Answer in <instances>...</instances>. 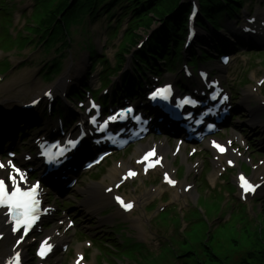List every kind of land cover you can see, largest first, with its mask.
Wrapping results in <instances>:
<instances>
[{
    "label": "rangeland",
    "instance_id": "374dc122",
    "mask_svg": "<svg viewBox=\"0 0 264 264\" xmlns=\"http://www.w3.org/2000/svg\"><path fill=\"white\" fill-rule=\"evenodd\" d=\"M18 1V0H17ZM23 3V7H25L27 10H23V13H26L28 15L30 13V9L33 7V0H20ZM188 1V0H187ZM192 1V0H189ZM11 3L12 1L9 0ZM259 3L249 5V3L244 5V9L242 10V14L239 16L240 21L243 23L244 20L250 15L249 9L253 12L252 15H256L258 20L257 24H260L261 21L264 20V7H260L258 5ZM254 17V16H253ZM116 20V19H115ZM125 23V22H124ZM119 22L117 23V25ZM23 23H19L17 19H14L13 26L14 28H17L18 30L21 29ZM111 22L108 21H99L94 25H85V28L81 30V28L77 26H73L72 28L76 29V31L73 33V38L71 45L69 47V50L66 51L63 61H62V75L57 79L60 80V78L65 77L66 75H69L71 82L69 85H73L78 80L83 79L84 75L88 74V68L90 67V58L88 54L85 52L84 46L91 44L94 45L96 49L99 50L100 53H103L104 56L108 61H110L112 64L114 63V54L117 51V46L119 45V40L122 37V35L125 33L126 30V23L122 25V28L117 30V38H115L112 42L109 41L111 36L113 35L114 29H116V24L111 25ZM237 25V24H236ZM110 26V27H109ZM225 30H223L220 33V36L217 37V43L219 45H222L220 42V38L222 36H230L232 34L233 30H236L239 27H230V23L227 22L225 24ZM13 32L12 30H10ZM139 36H142L144 34V31L140 30L138 32ZM203 36V33H201ZM234 34V33H233ZM233 39V38H232ZM249 41V40H246ZM109 43V44H108ZM254 46L246 47V48H238L236 52H239L241 55L235 57L236 65L242 66V71H244L245 78L247 79V82L243 85V87L239 90V93H245L252 87H255V83L259 76L264 73V61L258 56V55H250L249 53L254 52H264V41L260 42H253ZM213 44H211L207 39L201 44L197 45L199 48L207 50L209 53H213ZM196 47V44L195 46ZM106 50L102 52L104 49ZM15 51H5L6 55H3V57H8L10 60L11 66H15L16 70L8 73L7 75L3 76V80L0 81V98L3 97H10V98H16L19 99V96L21 97H27L31 98V93H41L46 87L54 84L48 82V78H44L42 75L40 76V70L42 68V62L46 60L43 56L41 57V53H34L26 52L22 55H19L20 57L17 58L14 54ZM185 52V50L183 51ZM3 53V52H2ZM27 53H29L27 55ZM185 55V54H184ZM187 56V54L185 55ZM102 56L100 58H103ZM44 58V59H43ZM24 59V60H23ZM19 62V65L17 63ZM214 63V62H213ZM88 64V65H87ZM21 65H23L21 67ZM209 65V64H207ZM213 64L211 63V66ZM101 71V68H98L96 74L90 79V82H95V87L99 85V80H97L96 76L98 72ZM87 76V75H86ZM235 77V76H233ZM12 81L13 84L11 85H5V83ZM80 84V83H78ZM77 84V85H78ZM7 88V89H6ZM10 94V95H9ZM253 99H249L248 102L250 103V108L253 109L258 106L256 101L264 102V98L261 96L258 97H252ZM60 110H64L66 112L65 117H69L67 113H69L68 110H70V107L67 104H60ZM248 111V110H247ZM68 120V118H67ZM240 124L242 125V122H245L246 131L248 132L249 138H256L259 137V142H254V145L251 144V147H253V151L249 152V156L253 153H258L260 156H264V153L256 150V148L261 147L264 144V111L261 110L259 107L257 108V113L253 115V118H251L250 114H243V119H239ZM255 123V124H254ZM25 137L28 133H30V130L24 132ZM13 135V132L8 136V140L11 139V136ZM32 138V135H31ZM258 139V138H257ZM249 141V139H247ZM246 140V141H247ZM247 141V142H248ZM250 142V141H249ZM1 149V147H0ZM249 151V150H248ZM264 159V158H263ZM263 159H260L259 156H255V159H252V164L254 166H257L255 169L256 173L262 172L261 175H264V162L261 165H258V161ZM246 169V168H245ZM246 173L248 174V171L246 169ZM225 180L228 179L231 182V189L234 182V174H225L224 176ZM165 196L166 199H171L173 201L174 205L178 203L179 207L181 209L186 208L187 206L185 203L187 202L184 198H179L177 191L173 189L165 190ZM235 199L238 200L239 203L242 205H248L249 206V212L248 214L252 218H257L259 214L263 213L264 209V192L259 193L255 197H251L248 201L242 202L238 198V194L236 193L233 196ZM138 200V208L136 207L134 211V219L137 220L138 218H143V228L145 235L147 238H142L137 233V227H132L130 225V228H133V234H131L129 237L134 239L135 241L144 243L148 245V249L151 252L158 253L159 254V245L162 242H168V239L170 236L174 235L173 228L164 229L160 228L164 226L165 224H174L175 226H178L181 223H188L192 224V226L189 227V229L186 232H183L182 235L187 239L188 243H195V239L200 237L202 232L204 230H209L210 225L212 222L217 218H225L229 215L231 212V208L229 206H222L218 207L219 201L216 202L213 206L212 199H207L206 197H201L198 201H195L194 203L187 204L189 208L186 212H184L183 215H180L179 210L177 207L172 206L165 211L159 213V217L156 221L152 222V218L154 217L156 212L149 213V215L143 214L141 212L142 208V201L143 198L141 195L137 197ZM248 206L246 207L248 209ZM225 208V209H224ZM243 208V207H242ZM241 208V209H242ZM220 209V210H219ZM223 214V215H222ZM74 216H76L77 222L79 223V227H82L85 233L90 234L91 232H98L103 230L108 231L111 229L112 220L108 219L106 222V226L99 222H93L95 219H87L84 221V218L82 217V213H73ZM110 214L109 216H111ZM158 215V214H157ZM151 222V224H150ZM223 222L221 220L215 221V223ZM260 222V221H258ZM155 228H160L159 230L154 229L151 225ZM229 224H222L223 227H220L219 232L212 231L213 233V239L211 240L210 244L211 246L216 245V239L222 238L223 231L228 227ZM126 226V225H124ZM264 227V225H263ZM126 228V227H125ZM128 233L127 229H122L117 232V234H120L122 232ZM157 232H161L166 234L164 238L157 237ZM215 232V233H214ZM155 233L153 236L152 234ZM112 236V234L110 233ZM176 236V234H175ZM94 238V237H92ZM185 244V246L188 245ZM95 253L91 255V261L89 264H95ZM127 262H125L126 264ZM28 264V259H27ZM163 264H174V260L172 258H169L165 263Z\"/></svg>",
    "mask_w": 264,
    "mask_h": 264
},
{
    "label": "trees",
    "instance_id": "16d2710c",
    "mask_svg": "<svg viewBox=\"0 0 264 264\" xmlns=\"http://www.w3.org/2000/svg\"><path fill=\"white\" fill-rule=\"evenodd\" d=\"M224 1L229 3L224 4ZM235 1L237 0H198L201 14L212 24L216 23L224 10L233 9L231 4ZM181 2L182 0H49L46 7L45 5L41 7L43 13L38 17L34 30L38 40L34 44L36 47L42 46L44 52H47L60 42L65 44L64 32L72 23H81L85 19L94 20L101 13L111 12L118 7L119 10H127L125 15L136 19L138 26L149 27L150 19L153 18L161 23V29L151 40L156 43L160 41L164 45L162 50L164 54L165 47H168L171 41H175V49H179L182 45L188 5ZM130 36L133 42L137 39L133 33ZM156 49V44H150L140 51L138 58L144 60L147 51ZM54 63H58L56 59L52 60L51 65L53 66ZM230 246L245 250L234 264H264V231H259L257 228L252 231L242 229L238 234L231 236L227 243L217 242L213 249L204 246L207 260L186 251L180 257L188 255L189 258L182 264H225L216 252H225Z\"/></svg>",
    "mask_w": 264,
    "mask_h": 264
},
{
    "label": "snow or ice",
    "instance_id": "6c2138e0",
    "mask_svg": "<svg viewBox=\"0 0 264 264\" xmlns=\"http://www.w3.org/2000/svg\"><path fill=\"white\" fill-rule=\"evenodd\" d=\"M170 92V87L159 89L153 93L151 99H160L166 101L169 99ZM213 99H215V96ZM181 104L195 106V101L185 98L183 101L177 102V106H180ZM127 112L131 113L132 109H127ZM121 115H124V113H121ZM110 119L114 120L115 118L112 117ZM91 122L93 124L96 123L95 119H93ZM69 143L72 147H75L77 141H70ZM213 146L219 148L220 151H223V148H220L219 145L214 144ZM145 159H147V157H145ZM5 167L10 169L7 177L10 181V185H7L5 180L0 178V208L7 209V215L10 217V222L15 225V227L12 229L14 232L19 231L20 228H23L24 233L27 234L34 221L38 218L37 211L40 203L38 199V185L32 186L28 189L23 188L21 185L27 183L26 174L20 169L16 168L11 162H9L7 165L0 164V169ZM129 175H135V173L130 172ZM240 179L242 181L240 186L245 192L253 189V186L244 181L243 177ZM168 183L171 184L174 182L168 180ZM9 187L11 188V191H9ZM117 202L120 203L125 209H130L132 207L131 204H124V202L120 200L119 197H117ZM50 248L51 246L47 245V242H44L41 245L38 255L43 258L46 249L50 250ZM10 264H20L19 254L16 255L14 261L10 262Z\"/></svg>",
    "mask_w": 264,
    "mask_h": 264
},
{
    "label": "bare ground",
    "instance_id": "6f19581e",
    "mask_svg": "<svg viewBox=\"0 0 264 264\" xmlns=\"http://www.w3.org/2000/svg\"><path fill=\"white\" fill-rule=\"evenodd\" d=\"M256 26V25H255ZM262 28V27H261ZM264 36V35H263ZM61 82L64 84L63 85V87L61 88V90H58L57 89V87H54V90H55V92H57L56 93V95L58 94H63V92H64V89H65V86H66V83L63 81V80H61ZM47 91L48 92H52L53 91V87H51V88H49V89H47ZM125 92H126V90H124L123 91V97L125 98ZM37 97H39L40 95H36ZM60 96V95H59ZM35 97V96H34ZM36 98V97H35ZM147 109H145L143 112L145 113V111H146ZM42 113V112H41ZM41 115V114H40ZM9 125V124H8ZM160 145H161V151H162V154L164 155L166 152H167V148H166V145L165 144H162V142H160ZM183 155V154H182ZM167 163H168V160H167V157H165L164 156V158H163V162H162V166L164 167V168H166V165H167ZM214 164V167H216L217 166V163L216 162H214L213 163ZM170 167V166H169ZM170 169H171V167H170ZM115 171V170H114ZM113 171V172H114ZM257 175H255L254 174V176H253V179L256 177ZM259 177V176H258ZM62 181H60V184H61V186H58V185H55V184H53L52 183V186H53V188H55L56 189V193H59L60 191H64L65 189H66V187L69 185V181H70V179L68 178V179H64V178H62L61 179ZM260 180H261V182H262V186H263V188H264V177L263 178H260ZM178 186V184L176 185V187ZM50 187V186H49ZM51 188V187H50ZM191 190H192V188H191ZM181 195H185V193L183 192V191H181ZM188 195H190V193H188ZM100 198H101V200L102 201H107L108 199H109V195H106V194H104L103 192L101 193V195L99 196ZM249 198V197H248ZM0 236H2V238H1V241H0V244H2V245H4L5 247L2 249V256L0 257V260H2V259H4V258H6V256L7 255H9V253H10V251L12 250H14L13 249V243H12V239H11V234H10V231H9V228H8V224H7V222L5 221V219H4V216H3V212L2 211H0ZM25 244L26 243H24L23 244V246L21 245V248H19L20 249V251L22 252V255L25 257V252L27 251V249H26V247L27 246H25ZM24 260V259H23Z\"/></svg>",
    "mask_w": 264,
    "mask_h": 264
}]
</instances>
